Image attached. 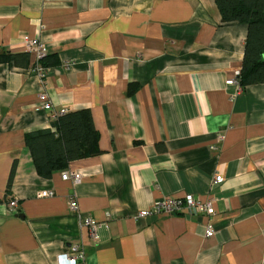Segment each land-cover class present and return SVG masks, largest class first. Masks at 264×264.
<instances>
[{
  "label": "crops",
  "instance_id": "crops-1",
  "mask_svg": "<svg viewBox=\"0 0 264 264\" xmlns=\"http://www.w3.org/2000/svg\"><path fill=\"white\" fill-rule=\"evenodd\" d=\"M247 35L216 0H0V56L27 54L0 61V264H67L73 244L77 264H264V83L227 85ZM37 37L47 100L26 47ZM46 101L90 110L100 132L103 152L63 170L77 185L40 176L26 144L54 128ZM188 195L214 198L215 214L137 218Z\"/></svg>",
  "mask_w": 264,
  "mask_h": 264
},
{
  "label": "trees",
  "instance_id": "trees-1",
  "mask_svg": "<svg viewBox=\"0 0 264 264\" xmlns=\"http://www.w3.org/2000/svg\"><path fill=\"white\" fill-rule=\"evenodd\" d=\"M216 2L223 22H242L248 25L245 55L239 76L240 84L245 87L264 83V0H216ZM25 55L27 54L3 53L0 61L18 60ZM133 91L131 87L129 93L132 94ZM53 126V129L30 132L25 137L40 176L51 178L55 172L68 168L72 161L103 152L100 147V132L94 125L90 110L65 112L53 121ZM160 149L166 148L163 145ZM13 177L14 169L9 186Z\"/></svg>",
  "mask_w": 264,
  "mask_h": 264
},
{
  "label": "built area",
  "instance_id": "built-area-1",
  "mask_svg": "<svg viewBox=\"0 0 264 264\" xmlns=\"http://www.w3.org/2000/svg\"><path fill=\"white\" fill-rule=\"evenodd\" d=\"M27 50L34 51L37 55V64L33 67V71L37 73L39 76L40 82L42 83V91L40 92V96L42 99L47 100L49 98V94L47 90L44 89V78L48 74L47 67L42 65L43 60L47 55V46L40 38L28 39L26 42ZM240 75V74H239ZM238 75V78H239ZM240 83L239 79H230L227 81V85H233ZM44 108L47 110H51L52 112V120H57L60 115L65 113L64 111L56 112L53 110V105L51 101H46L44 103ZM82 173L79 171H63L62 178L64 180L70 179L72 180L74 185L79 184L82 181ZM223 177L222 175H216L212 184H219L222 183ZM41 197H52L55 195L54 190H44L39 194ZM214 198H209L205 201H202L200 198H194L191 195L186 197H163L161 199L156 200L151 209H143L141 210L137 218L144 217L149 215L150 213L155 214H166L171 215L175 213H180L183 211H189V213H202L209 216L215 214L214 209ZM11 206H16L17 202L12 201ZM71 208L73 210L77 209V204L75 201L72 202ZM83 223L90 227V231L93 237H97L98 230L100 229V224L96 222L92 218H85L83 219ZM214 231L212 227H209L206 231V236H212ZM67 257V264H77L82 262L85 258L83 245L81 244H73L69 251L66 254Z\"/></svg>",
  "mask_w": 264,
  "mask_h": 264
}]
</instances>
